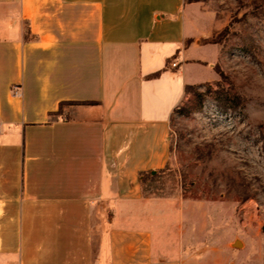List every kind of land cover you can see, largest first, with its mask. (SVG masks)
Here are the masks:
<instances>
[{
    "label": "crops",
    "instance_id": "0c3cea01",
    "mask_svg": "<svg viewBox=\"0 0 264 264\" xmlns=\"http://www.w3.org/2000/svg\"><path fill=\"white\" fill-rule=\"evenodd\" d=\"M217 30L203 0H0V264H235L234 204L143 186Z\"/></svg>",
    "mask_w": 264,
    "mask_h": 264
},
{
    "label": "rangeland",
    "instance_id": "374dc122",
    "mask_svg": "<svg viewBox=\"0 0 264 264\" xmlns=\"http://www.w3.org/2000/svg\"><path fill=\"white\" fill-rule=\"evenodd\" d=\"M203 1L218 23L223 75L174 110L168 165L144 177V193L234 204L233 261L264 264V0Z\"/></svg>",
    "mask_w": 264,
    "mask_h": 264
},
{
    "label": "trees",
    "instance_id": "16d2710c",
    "mask_svg": "<svg viewBox=\"0 0 264 264\" xmlns=\"http://www.w3.org/2000/svg\"><path fill=\"white\" fill-rule=\"evenodd\" d=\"M189 1H190V2H193V1H199V0H189ZM203 42L208 43V42H218V41H216L213 37H208V38L203 39ZM216 70H217V72H218L221 76L223 75V73H222L220 70H218L217 67H216ZM195 86H199V85H188V86L186 87V93H188V91H189L190 88H193V87H195ZM61 109H62V104H61L60 109H59L56 113H59V112L61 111ZM51 114H52V113H51Z\"/></svg>",
    "mask_w": 264,
    "mask_h": 264
},
{
    "label": "built area",
    "instance_id": "2783aa9c",
    "mask_svg": "<svg viewBox=\"0 0 264 264\" xmlns=\"http://www.w3.org/2000/svg\"><path fill=\"white\" fill-rule=\"evenodd\" d=\"M171 65L173 66V67H176V66H178V62L177 61H172L171 62ZM249 209L248 208H244V220L248 217V215H249ZM243 223H244V221H243Z\"/></svg>",
    "mask_w": 264,
    "mask_h": 264
},
{
    "label": "water",
    "instance_id": "95a60500",
    "mask_svg": "<svg viewBox=\"0 0 264 264\" xmlns=\"http://www.w3.org/2000/svg\"><path fill=\"white\" fill-rule=\"evenodd\" d=\"M155 172V171H154Z\"/></svg>",
    "mask_w": 264,
    "mask_h": 264
}]
</instances>
